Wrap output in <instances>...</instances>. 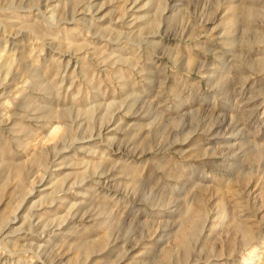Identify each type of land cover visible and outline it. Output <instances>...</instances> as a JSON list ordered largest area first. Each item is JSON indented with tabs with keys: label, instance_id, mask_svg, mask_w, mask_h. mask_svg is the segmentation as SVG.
Returning a JSON list of instances; mask_svg holds the SVG:
<instances>
[{
	"label": "rangeland",
	"instance_id": "obj_1",
	"mask_svg": "<svg viewBox=\"0 0 264 264\" xmlns=\"http://www.w3.org/2000/svg\"><path fill=\"white\" fill-rule=\"evenodd\" d=\"M263 34L264 0H0V264H264Z\"/></svg>",
	"mask_w": 264,
	"mask_h": 264
},
{
	"label": "bare ground",
	"instance_id": "obj_2",
	"mask_svg": "<svg viewBox=\"0 0 264 264\" xmlns=\"http://www.w3.org/2000/svg\"><path fill=\"white\" fill-rule=\"evenodd\" d=\"M246 11H247V13H248L249 16H251V15L255 12L253 9H250V8H248ZM247 13H246V14H247ZM263 37H264V34H263ZM245 234H246V233H245ZM93 246H94V245H91V244L88 245V244H87V248H88V249L91 248V247H93ZM89 250H90V249H89Z\"/></svg>",
	"mask_w": 264,
	"mask_h": 264
}]
</instances>
